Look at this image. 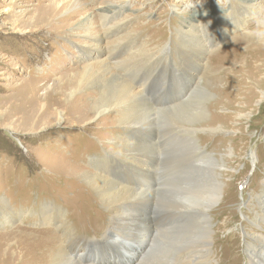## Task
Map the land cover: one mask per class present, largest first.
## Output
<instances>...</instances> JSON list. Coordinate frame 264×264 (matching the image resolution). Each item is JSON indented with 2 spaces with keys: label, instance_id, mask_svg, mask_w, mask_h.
Returning a JSON list of instances; mask_svg holds the SVG:
<instances>
[{
  "label": "rangeland",
  "instance_id": "rangeland-1",
  "mask_svg": "<svg viewBox=\"0 0 264 264\" xmlns=\"http://www.w3.org/2000/svg\"><path fill=\"white\" fill-rule=\"evenodd\" d=\"M256 11L248 10L244 0H0V197L3 196L18 211L31 210L52 202L68 212V223L59 229L53 224L59 225L63 220L57 219V223L52 222L47 228H42L46 227L44 222L31 221L37 216L25 217L27 224L22 223L17 216L15 219L18 220L0 225V238L9 239L6 242L10 244L17 241L21 243L22 238L8 234L16 226L22 225L29 228L34 236L48 230L62 236L68 229H74L73 233L78 239H103L105 229L112 220L107 207L83 178H79L80 173L70 178L65 173L70 171L69 161L77 162L84 170H93L87 162L91 161L89 157L103 156L107 147L105 145L111 144L110 135L101 133V130L111 129L123 136L124 130L119 123H105L108 113L94 116L95 121L92 122L82 118L76 121L78 118L74 112L67 113L73 95L89 93L88 97L93 95L89 99L92 102L98 96V88L91 80L82 84L77 73L82 72L87 65L98 64L104 58L110 60L108 56L115 49L112 55L119 59L114 58L113 62H121L134 50L150 49L157 52L161 47L173 46L170 57L177 62L176 68L182 78L180 84L186 85L185 94L188 95L195 88L194 80L191 81L193 75L199 85L210 84V87L207 86L211 93L209 96L195 94L196 98L194 95L192 97L193 112L206 111V119L202 120L206 128L196 132L198 140L223 163L219 170L221 200L214 206L212 213L215 263L247 264L245 241H252V237L256 236L251 222L260 211L258 199L264 196V43L256 36H244L236 32L237 26L234 28L233 19H241L238 27L246 25V31L252 29L264 32V28L257 29L253 23ZM107 14L109 16L106 19ZM195 34L198 36L195 37ZM96 44L98 48L93 46ZM91 46L93 48L90 50ZM252 46L259 47L263 54L259 61L252 60L259 67L254 82L248 74V63L251 62L247 56L258 49H250ZM204 50V54H199ZM236 51L245 53L247 57L239 66L244 68L242 77L251 86L244 87V82L237 80L230 81L231 85L227 88L229 77L219 82V85H214L217 74L223 77L220 73L225 66L220 67V64L234 58ZM147 53L142 56L147 62L132 77V84L136 88L149 80L148 76L154 70H168L166 63L169 62L163 56L159 57L161 53L153 57L149 50ZM137 58L136 63H141L142 58ZM114 70L119 72L118 75H122V72L131 75L119 64ZM168 75L170 81L165 86L166 91L172 89L174 83L171 78L173 72L169 71ZM240 86L244 89L237 88ZM226 88L228 92L220 96L218 93ZM168 95L166 101L175 104L171 92ZM198 99H201L200 102ZM78 102L84 104L87 101L79 98ZM60 110L64 112L61 121L57 112ZM157 112L156 130L149 135L154 133L160 150L163 140L167 146H163L156 161V172L159 170V174L162 173L159 181L155 176L154 181L146 179L141 186L144 177L116 160L107 161L104 172H99L102 176L143 190L146 187L157 190L161 181L162 185L167 186L172 179L180 177L179 168L185 153V146L181 144L185 140L176 136L178 131L172 127L176 126L174 123H166L162 133L159 129H162L158 117L160 113ZM68 115L73 118V122ZM47 116L52 118L45 123L48 121L45 120ZM65 116L69 119H65ZM8 126L16 127V130ZM213 127L219 130L215 131ZM133 138L132 141L136 143L148 144L149 138L144 133H136ZM109 148L113 150V147ZM113 152L116 153V150ZM156 197L151 204L145 207L140 205V208H145L144 213L149 218L145 233L152 238L165 227L167 219H171L168 212L165 215L163 210H158ZM118 231L126 234L129 230ZM127 234L135 237L131 231ZM35 238L29 239L22 250L21 247L18 250L17 245H4L0 264H8L6 255L11 248L10 264H30L29 260L38 255L31 249L41 242ZM147 241L136 240L135 245L144 249L150 244ZM82 243L74 244L78 246ZM95 248L98 252L109 250L104 243L95 245ZM114 256L110 255L119 259Z\"/></svg>",
  "mask_w": 264,
  "mask_h": 264
},
{
  "label": "bare ground",
  "instance_id": "bare-ground-1",
  "mask_svg": "<svg viewBox=\"0 0 264 264\" xmlns=\"http://www.w3.org/2000/svg\"><path fill=\"white\" fill-rule=\"evenodd\" d=\"M244 3L248 7V10H251L252 12L258 9L259 6V0H244ZM108 16L109 14H107L105 18L107 19ZM239 22H241V19H233L234 28L239 25ZM194 26L195 25H192L191 27ZM197 36L198 35L195 34V37ZM197 40L198 42L200 41V39ZM182 44L183 41L181 42L179 50H181ZM93 46L98 48V44ZM93 46L90 47V50L93 48ZM204 46L207 45L205 44ZM262 46H264V44ZM255 48H257L258 51L255 53L251 52V55L247 56L249 57L248 61L250 60L251 62L248 63V66L250 67L248 68V74L250 76L245 73V75L249 76L253 82L256 80L254 75L257 73V68H259L256 65V61H259L263 55L257 46H252L250 49ZM80 49L83 48L81 47ZM173 49V46H171V48L161 47V49H158L157 52H152L150 49H141L140 51L133 49L134 51L128 54L129 56L125 57L123 60H121V62L118 60L113 62L115 61L114 58L119 59V57H113L112 55V53L116 51L115 49L108 56L110 60H105L104 58L98 64L91 66L87 65L82 72L77 73V76L81 77L80 81H82V84L91 80L92 84L98 88V96L95 99L93 98L94 101L92 102L89 99L93 95L88 97L89 93L76 95L78 97L73 95L74 97L72 96V99H70L71 101L68 103L67 113L74 112L78 118L76 121L81 120L82 118L85 120H90L91 122L95 121L94 116H101L104 113H108L109 117H106L107 121L105 123H112L110 125L119 123L121 128L124 130V136L115 132L114 130L112 131L111 129L101 130V133L106 132L110 135L109 138H111V144L108 143L105 145V147H107L104 149L105 154L103 156L91 155L89 157L91 158V161H87L91 165L92 169L98 172L90 169L84 170L81 168L82 165L80 166L75 161H69L67 164H69L70 171L65 173L69 178L76 176L77 173H80L79 178H83L85 184L87 183L89 187L92 188L98 195V197H101V201L107 207L108 212L112 216V220L107 230L105 229V233H102L104 236L103 239H78L76 233H73L74 229H68L67 233L65 234L61 232L62 236L56 234V231L53 232L51 230L41 233L38 236H34L33 232L29 228L19 225L16 226L15 230H12L11 233L9 232V234H7L8 236L11 235L20 239L22 238L21 243L18 244L17 241L16 243L12 242L10 244L8 243L10 241L9 239L3 240L0 238V256H2L1 250L4 245H17L18 250L20 247L22 250L23 246H26L25 244L28 243L27 241L29 239L31 240L36 237L41 242L31 249L35 252V254L38 255L35 259L29 260L30 264H32V262H38L36 264H43L45 261L46 264H49V262L50 264H130L131 262L134 264L218 263H215L213 256L214 235L211 232L213 218L212 213L215 208L214 206L220 202L222 195L221 172L219 170L223 163L222 161L220 163V159L218 157L208 152L203 144H201L198 140L199 138L196 132L206 128L202 125V120L206 119V111L204 109L194 113V101L192 97L193 95L195 97V94L199 95L200 97L209 96L211 94L209 91L210 89L208 88L210 87V84L199 85L193 75L191 76V81L194 80L195 88L189 92L188 95H186L184 92L186 85L180 84L182 78L181 74H178L179 72L176 68L177 62H174V59L170 57ZM147 50H149L151 57H153L156 53H161L159 57L161 58L163 56V59L165 58L166 61L169 62L166 63L168 70H154L148 76L149 80L142 82V84L140 83V88H136L135 85L132 84V77L142 69L144 66H142V64L147 62L146 59L142 58V56L144 57L146 55ZM205 50H207V47ZM205 50L199 54H204ZM263 50L264 49H262V51ZM236 54L237 55L231 60L220 64V67L225 66L222 68L220 73L225 78L217 74L216 77L219 79L215 78L214 85H219V82L225 81L229 77L230 80L228 81L227 88H229V85H231L229 84L230 81L233 82L237 80L244 82V87L251 86V83H248L242 77V70H244V68L239 66L243 59H247V57L245 56V53H241L240 51H236ZM138 56L142 58L141 63H136L135 59H138ZM250 56L252 58H250ZM154 62L156 63V61ZM117 64H119L121 68L128 70L131 75H128L124 72H122V75H118L119 72L117 73L114 70ZM193 69L195 71L197 70L195 68ZM226 70H229V72L225 73ZM169 71L173 72V76L171 78L174 79V83L172 89L168 88L166 91L165 86L170 81L168 75ZM111 86L114 87L110 89ZM241 87L242 86L237 88L240 89ZM227 88L222 91V93L220 92L218 94L220 96L221 94L224 95V93L228 92ZM169 92H171L170 96L175 98V104H169L166 101V99L169 97ZM79 98H83V100L85 98L87 102L84 104H79ZM200 100L201 99H198L199 102ZM155 111L160 113L158 117L161 120L162 129L160 127L159 129L162 131V133L163 127L166 125V123H174L176 126L172 127H175L176 131H178L176 136L178 138H184L185 140V142L181 144L185 146V153L182 165L179 168L180 177L178 179H172L171 183L169 182L170 184L167 186H164L165 184L162 185L161 181L159 186L157 185V190L155 187H153L155 190L147 189V187L143 190L136 187L119 184L115 181H112L113 178L111 180L108 177L102 176L99 172H104V167L107 161L109 163L113 160H116L117 162L122 163L124 166H128L130 171L139 173L141 177H144L143 180H141V186L144 185L146 179H153L154 181L155 176L159 181L161 178L160 174L162 173L159 174V170L156 172V161L163 151V146L164 148L167 146L166 141L163 140V146H161L160 150V148L157 147V142L153 135L154 133L151 134L152 136L149 135L151 132H153V130H156L157 126ZM57 112L60 114L59 120L61 121L62 118L64 119V112H62V110ZM68 117L70 120H72V122L74 121L69 115ZM68 117L65 119H69ZM50 118H52V116H47L45 120L48 121H45V123L51 121ZM8 127L12 130H16V127ZM107 127L111 126L107 125ZM213 129L215 131L219 130L215 127H213ZM136 133L137 135H142L143 133L146 134L149 138L148 144L143 145L139 142L136 143L132 141L134 138H137H133ZM162 133L159 132V135ZM165 133H167V131H165ZM161 136H163V134ZM177 145L178 144L176 143L175 146ZM109 147H113V150ZM115 150L116 153L113 152ZM154 197H156L155 204L158 210H163L165 215L166 212H168V215H170L171 219L169 220L166 218L167 224L165 227H161L162 229L158 230V232L155 234V236L153 235L154 237L152 238L147 237L148 235L145 233L148 229L147 224L149 218L144 213L145 208H140V205L145 207L146 204H151V201ZM258 201L260 211L258 212L255 220L251 222L254 226V232L256 236L252 237V241H250V239L245 241L246 249L244 252H247V259H245L247 260V264H264V196L259 197ZM140 202L142 203L140 204ZM61 209L62 208L57 207L56 203L53 204L52 202H49L47 205L43 204L39 207L35 206L31 210L24 209L18 211V209L13 208L12 205L9 204L7 200H4L3 196H1L0 225L6 223L9 224V222H14L18 219L22 220V223L27 224L24 218L31 215V217H37L33 220H29H36L39 223L44 222L43 225L46 227L43 226L42 228H47L52 224V222L57 223V219L63 220L59 225L53 224L59 229L60 227L64 226V224L68 223V217H66L68 212L66 213L63 211V209ZM31 212L34 213L31 214ZM26 213H28V215ZM17 216H19L18 219H15ZM39 218H41L40 221H38ZM249 219H252L250 213ZM115 229L117 230L115 231ZM118 229H127L133 232L135 237L128 236L127 233L129 231L124 234L120 233ZM245 233H247V231ZM74 240L76 241L74 242ZM136 240H142L145 242L148 240L147 242L150 244H148L147 248L140 249V246L135 245ZM80 241L83 243L79 244L78 246L74 244L79 243ZM102 243L106 244L108 247H115L117 250L109 248L107 251L98 252L95 248V245ZM11 252L12 248L6 255V262H8V264L11 263ZM96 252H98V254L94 255ZM107 252L110 254H107ZM112 254L113 256L115 255L114 257H118L119 259L110 257Z\"/></svg>",
  "mask_w": 264,
  "mask_h": 264
},
{
  "label": "clouds",
  "instance_id": "clouds-1",
  "mask_svg": "<svg viewBox=\"0 0 264 264\" xmlns=\"http://www.w3.org/2000/svg\"><path fill=\"white\" fill-rule=\"evenodd\" d=\"M253 23L257 29L264 28V0H261L258 9L253 17ZM246 25L237 26L236 32H240L244 36H256L260 42L264 43V32L258 30L246 29Z\"/></svg>",
  "mask_w": 264,
  "mask_h": 264
}]
</instances>
